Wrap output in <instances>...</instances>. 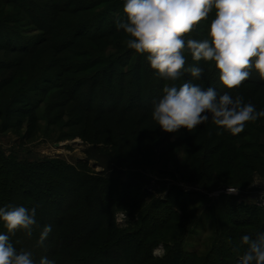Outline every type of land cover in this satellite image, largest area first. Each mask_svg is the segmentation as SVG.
<instances>
[{
  "label": "trees",
  "instance_id": "1",
  "mask_svg": "<svg viewBox=\"0 0 264 264\" xmlns=\"http://www.w3.org/2000/svg\"><path fill=\"white\" fill-rule=\"evenodd\" d=\"M0 2L19 9L14 19L44 36L32 46L16 42L12 64L0 68V135L27 126L25 141L80 137L98 151V156H91L108 163L112 171L95 172L88 161L76 165L62 158L29 161L0 149V207L37 209L32 236L18 231L9 234L10 242L17 250L30 251L36 264L43 257L55 264H184V245L198 226H192V211L207 198L175 184L159 187V182L165 177L179 179L208 193L224 187L250 188L257 174L264 176V145L258 144L257 135L264 130V117L247 123L237 135L218 129L211 120L192 132L183 128L164 132L151 118L152 105L161 98L165 84L173 82L158 77L146 55L126 46V34L115 26L117 19L126 20L124 0ZM213 17L210 13L190 38H207ZM187 62L204 69L202 78L192 80L186 73L174 82L177 86L192 80L214 88L218 96L240 95L245 103L264 111L257 89L264 92V81L259 84L255 70L239 88L228 90L221 82L216 84L219 73L214 64L193 61L190 55ZM113 88L115 103L104 98ZM42 123L44 128L39 126ZM48 207L57 212L43 215ZM253 209L259 225L229 220L231 228L226 230L219 218L216 231L221 237L217 245L214 241L215 248L204 260L199 259V250L192 252L195 257L188 262L211 264L224 259L225 264H237V254L234 261L225 258L240 237L253 228V236L264 231V209ZM120 211L128 217L124 224L116 221ZM210 215L206 207L199 220L206 231L209 224L202 219L210 221ZM46 225L52 231L40 245L37 241ZM0 234H8L3 222ZM160 245L165 249L162 258L154 255Z\"/></svg>",
  "mask_w": 264,
  "mask_h": 264
},
{
  "label": "clouds",
  "instance_id": "2",
  "mask_svg": "<svg viewBox=\"0 0 264 264\" xmlns=\"http://www.w3.org/2000/svg\"><path fill=\"white\" fill-rule=\"evenodd\" d=\"M123 13L126 20L117 19L115 26L126 34V46L146 55L158 77L173 82L165 84L161 98L152 105L151 118L162 131L192 132L211 120L218 129L237 135L247 123L264 117V111L240 95L218 96L214 88L193 83L202 78L204 69L187 62L190 55L193 61L214 64L228 90L239 88L253 70L264 80V0H124ZM210 13L214 17L207 38H190ZM186 73L192 80L177 86L174 82ZM36 211V207H0V221L8 233L0 234V264H36L33 254L17 250L9 235L23 231L31 237ZM51 231V225L44 226L37 243L42 245ZM242 246L246 247L241 254ZM232 250L237 264H264V231L242 235ZM39 264L55 262L43 257Z\"/></svg>",
  "mask_w": 264,
  "mask_h": 264
},
{
  "label": "rangeland",
  "instance_id": "3",
  "mask_svg": "<svg viewBox=\"0 0 264 264\" xmlns=\"http://www.w3.org/2000/svg\"><path fill=\"white\" fill-rule=\"evenodd\" d=\"M116 11H120V8H117ZM19 15H20V10L17 9L15 6L4 5L2 4V2H0V25L3 24L6 27L3 28L2 26H0V28H3L0 30V68L2 67L3 64H7V63L10 64L11 61L14 60L15 54H13L11 50L17 47L16 42H23V43H19L20 45L24 44L27 46L29 45L32 46L33 44H35L44 37L40 32L37 31L36 28H31V26L25 24V22H21L19 20L14 19ZM13 23H17V24L13 25ZM3 32L5 33L4 35ZM17 37H19L20 39H17ZM43 47L40 49H44ZM4 48L5 50H3ZM252 77L253 75L250 76V78ZM254 77L256 79L259 78V80L257 79L260 82L259 84H262V82L264 81L261 80L259 76L258 77L254 76ZM215 82L216 84H218L220 80ZM260 86L261 85H259V87ZM140 89H142L141 86ZM257 89L260 90V95L261 97H263L262 99L259 100L260 102H263L264 92L262 88H257ZM114 90L115 88H113V91H111L110 95L107 93V95L104 96L105 100L109 101V99L112 98V102L115 103ZM138 92H140L139 89H137V93ZM45 124L42 123L39 126H43ZM26 127L20 129L18 132L11 131L0 135V149L3 150L4 153H6V155L13 154L16 155L19 159H27L29 161L39 160L44 157L62 158L63 160H65L66 162L72 165H76L77 163L82 161L83 162L88 161L90 162V165L94 167L95 172L112 173L108 163H104L99 159L94 158V156H91V155L98 156V151L91 148V145H88L80 137H74L64 141H53V142L51 141L42 142V140L39 141L37 140L36 142L35 140L25 141L22 140V136L26 133ZM257 135L259 137L258 140L260 141V143L258 144L264 145V130H260L259 132H257ZM99 153H101V151H99ZM13 179L11 180L13 181ZM159 183H160L159 187L160 186L162 187L163 185L165 186V185L175 184L179 189H183L188 193H192V192L203 193V195H205V197L207 198V203L198 206L197 208H195L194 211H192L193 213V218L191 219L192 226L194 225H198V226H196V228L194 229L196 234L194 236H191L188 242L184 245V251L186 252L187 255L185 260L186 262L184 264H192L188 262L195 257L192 252L199 250L197 253L200 254L199 259L204 260L203 257L208 255V251L210 250V248H215V246H213L214 241L220 239L221 237V232L216 231V228L217 227L219 228L218 225L219 218H221L220 223L222 224V226L224 225V228L226 230L231 228L230 223L228 224L229 220L231 222H235V221H237V223L251 222L259 225V223H257V219L254 216L255 209L253 208L259 207L261 209H264V176L260 177V175L257 174L250 188L241 190L239 188H234V187H224V189H221L213 193H208L207 191L199 188L198 186L186 185L183 182H181L179 179L174 181L173 179L165 177ZM150 189L153 190L155 189V187ZM228 189H234L237 191L234 193H229ZM44 196L45 195H43L42 197ZM41 203L44 204V205L41 204L43 207L46 206L45 198L41 200ZM1 207H9V205H2ZM32 207L33 206H31L30 209ZM206 207H209L211 210V215L208 216L210 217V221H208L207 217L203 218L202 221L205 225L209 224L208 231H206L204 228H201V222H199V220L201 219L202 211ZM44 210L45 211L43 215H46L45 213L53 214L56 211L55 209L49 207ZM116 219H117L116 220L117 223L121 222V224H124L126 223L128 217L125 214V212L120 211L116 214ZM250 230L251 229L248 228L246 231L248 232ZM251 231L252 232H250L249 234L252 235L253 232L255 231L254 228ZM198 242H200V246L199 244H197ZM205 242L207 243L206 245L204 244L205 245L204 246L203 243ZM196 244L197 246H195ZM215 245H217V241ZM200 247L201 249H199ZM235 254L236 253L232 251L231 254H229L230 257L226 255L227 258L225 259L229 261H234ZM154 255L156 257L162 258L165 255L164 247L160 245L157 248H155ZM212 256L213 254L211 255V257ZM211 264H225V262L224 259L222 260L221 263L215 260L214 262H211Z\"/></svg>",
  "mask_w": 264,
  "mask_h": 264
}]
</instances>
